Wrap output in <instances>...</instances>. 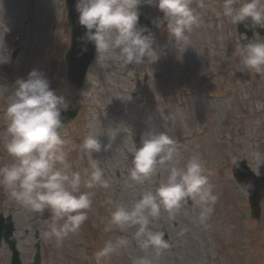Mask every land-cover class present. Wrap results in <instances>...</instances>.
I'll list each match as a JSON object with an SVG mask.
<instances>
[{
  "label": "rangeland",
  "instance_id": "374dc122",
  "mask_svg": "<svg viewBox=\"0 0 264 264\" xmlns=\"http://www.w3.org/2000/svg\"><path fill=\"white\" fill-rule=\"evenodd\" d=\"M2 4L0 19L9 29L4 33V44L10 51V57L12 52L15 55L10 63L0 65V166L11 162V158L3 150L6 124L2 109L8 95L15 91V80L18 77L26 78L27 74L36 68L50 80L51 87L69 102L70 107L74 104V92L67 86L64 78L63 53L68 44V29L62 1L2 0ZM222 4L223 1L220 0H205V6L201 8L197 0H193L192 7L201 23L188 33L190 45L181 53V60L177 65L180 77L183 76L184 87L191 92L181 108L174 106L172 102L171 106L166 104V100H170V94L175 93L174 84L178 73L173 70L171 63L169 41H172V38L163 28L152 36L153 47L161 53L160 58L154 63L145 62L142 65L125 67L109 58L95 60L89 71L86 86L77 94V102L82 107L81 120L68 128L69 134L63 138L67 142L65 150L68 152L67 162L71 169H81L80 160L89 154L83 151L81 155L76 149L75 152H71L74 148L71 150L68 146L75 142L82 143L89 134L101 131L98 139L102 149L100 152H93L92 156L99 160L109 185L112 182L118 183L117 196H111L110 186L107 189L98 188L99 195L104 201L102 210L105 217L102 224L96 226L97 219L90 210L88 219L80 229L57 244L54 239H48L44 235L48 230L50 213L47 211L43 217H32L29 210L12 200L8 191L0 185V209L13 214L14 236L17 238V248L21 251L24 262L29 261L28 254L32 248L30 243L37 232L43 254L42 264H96V251L102 248L107 240H115L117 237L126 238L128 244L114 256V264H136L138 258H147L151 264H206L200 254L209 242L212 253L208 264H237L241 262L236 255L240 246L236 234L229 233V230L238 221L239 224L247 223L248 227L251 255L250 263L247 262L264 264V199L261 220L258 222L246 220L244 195L235 197L237 207L228 198L223 200L220 190L224 184L216 176L217 170L219 172L225 169L222 166L223 160H230V156L243 157L252 169L264 173V165L258 168L257 160V154L264 157L263 133L258 131L259 126L256 122L259 116H251L247 112L246 118H240L244 121L238 123V118L244 115L242 112L244 107L240 106L238 95L239 98L245 96L253 80L254 85L260 87L264 96V76L249 73L242 68L238 60H234L229 66L223 63L224 73L217 71L215 63L224 59L221 48L229 47L230 43L233 46L237 40L234 27L226 18L214 19L217 17V9L222 8ZM144 13L162 16L155 5L145 4ZM224 26L231 30L226 36ZM17 35H20V38L18 42H14L13 38ZM222 42H225V45ZM179 46L182 51V45ZM164 48L169 50L165 52ZM173 50L177 52L174 41ZM212 58L216 60L213 61ZM205 65L207 68L213 66L214 72L217 73L213 81L216 94L219 95L224 87L231 92L224 106L218 105L214 112L209 103L216 105V102L207 103L200 95H193L199 79L198 81L195 79L196 73L193 76L191 69L198 68V72H203ZM200 93L202 94V90ZM247 109L248 107L246 111ZM258 112L262 113V109H258ZM113 129L119 130L115 139L110 141L108 132ZM165 129L176 141L179 167H183L193 154L200 156L204 167L213 176L209 182L214 186L213 191L218 195V200L204 224L198 222L199 207L195 202L190 206L182 205L173 218L162 209L161 217L154 223L153 230L165 231L173 242V249H141L134 239L135 228L111 232L105 231V228L116 205L131 206L141 198L145 190L154 191L166 179L167 170L162 168L158 172V184L154 182L152 176L144 184L136 185L131 181L129 173L132 160L129 149L133 138L137 137L141 141V136L146 131ZM109 142L111 147L104 150L103 145ZM217 148L220 153L216 152ZM81 190L84 191V188ZM109 201L112 203L109 204ZM227 228L228 235L223 242L221 254L216 253L214 248L218 244V239L210 238L209 234L222 236ZM84 248L88 251L86 260L83 257ZM7 260V252L2 249L0 264H7Z\"/></svg>",
  "mask_w": 264,
  "mask_h": 264
},
{
  "label": "clouds",
  "instance_id": "9594fccd",
  "mask_svg": "<svg viewBox=\"0 0 264 264\" xmlns=\"http://www.w3.org/2000/svg\"><path fill=\"white\" fill-rule=\"evenodd\" d=\"M162 13L152 23L163 28L175 46L182 45L181 53L190 45L188 33L201 23L195 13L193 0H146ZM142 0H76L78 23L84 27L82 41L92 43L97 58H109L123 66L156 62L161 53L153 47L152 34L139 25V8ZM203 8L205 0H197ZM3 11L0 0V14ZM222 16L229 23L245 28H264V0H223ZM9 31L0 19V65L11 62L10 51L4 44V33ZM147 33V34H145ZM241 40L231 57L238 60L249 73L264 76V40ZM82 51H87L86 46ZM15 91L8 95L3 106V150L11 158L10 163L0 166V185L16 203L33 215L43 217L50 213L48 230L44 235L60 244L71 233L77 232L88 219L92 208L95 188H109L104 170L93 152H100L98 139L101 131L89 134L81 147L89 154L90 171H70L67 162L66 140L60 135L65 127L62 113L69 102L56 93L50 80L33 68L26 78L15 80ZM110 103V101H109ZM108 132L109 140L117 131ZM111 143L103 145L107 150ZM130 179L142 185L162 168L167 170L166 179L153 191L145 190L141 198L131 206L118 204L111 211L105 231L135 228L134 239L141 249H168L171 245L162 231H154L153 225L161 217L162 209L170 218L188 201L199 207L198 222L204 224L214 210L218 195L209 182L211 173L204 167L198 154H193L179 167L176 141L164 131L149 130L141 136L140 146L132 143ZM258 168L264 165V157L257 154ZM251 184L248 185L250 189ZM112 202L109 201V204ZM128 240L117 237L107 240L95 253L96 264H104L125 248ZM136 264H151L147 258H138Z\"/></svg>",
  "mask_w": 264,
  "mask_h": 264
}]
</instances>
